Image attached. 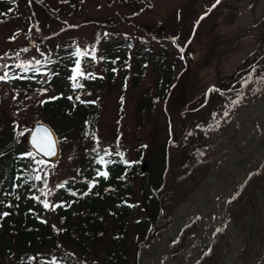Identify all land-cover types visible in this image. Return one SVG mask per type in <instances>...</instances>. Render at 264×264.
<instances>
[{
    "label": "rangeland",
    "instance_id": "1",
    "mask_svg": "<svg viewBox=\"0 0 264 264\" xmlns=\"http://www.w3.org/2000/svg\"><path fill=\"white\" fill-rule=\"evenodd\" d=\"M68 1L21 0L8 14L0 13V76H5L0 80V134L8 137L7 147L13 144L14 134L20 150L29 152L28 136L34 123L54 128L42 110L56 98L58 85H66L67 93L71 83L66 72L56 73L59 80H54L46 71L47 61L54 57L71 55L74 62H81L83 73L90 77L88 99L100 104V117L94 126L58 136L62 153L57 161L33 158L30 169L40 192H25L16 206L39 210L46 224H54V207L61 200L59 185L76 180L80 170L87 168L88 156L97 158L104 150L132 164L138 162L145 171L147 162L144 156L139 157L143 145L150 152L154 141L163 143L170 137L172 144L182 147L181 159L177 157L180 162L183 156L189 165L210 159L214 165L211 174L231 156L242 136H261L259 124L253 125L257 115L245 117L243 113L264 101V80L259 73L264 71V0H150V6L147 0H83L80 13L68 7ZM124 44L132 46L126 62L109 73L107 67H115L117 62L105 63L104 58L116 57L113 49L123 52ZM141 44L156 53L165 49L170 59L181 61L176 71L178 82L161 103L157 124L151 121L154 114L147 126L139 122L137 110L140 100L154 87L157 74L152 62L140 70L134 62V51ZM16 68H33L39 73L31 77V84L13 88L7 78ZM227 80L236 90L234 95L225 93L221 100L212 101L216 92L211 89ZM5 165L0 162V170ZM140 183L137 176L132 202L141 200ZM238 194L229 202L211 249L219 250L218 264H264L263 194L258 198L259 193L254 198ZM255 201L258 203L253 205ZM140 217L141 213L136 219L131 215L130 221ZM167 220V227L157 230L139 258L168 230L173 220ZM200 222L199 218L188 226L181 240L194 233ZM129 239L134 253L140 246L134 229ZM173 247L163 256L164 264H176L172 253L181 250L180 240ZM197 247L194 243L189 253ZM6 249L13 258L2 259V264H15L18 256L14 246ZM78 255L82 258L71 244L69 248L59 245L58 249L41 251L47 262L55 259L57 264H66L71 259V264H86ZM39 256L32 255L33 264H39ZM92 264L103 261L92 258Z\"/></svg>",
    "mask_w": 264,
    "mask_h": 264
},
{
    "label": "trees",
    "instance_id": "2",
    "mask_svg": "<svg viewBox=\"0 0 264 264\" xmlns=\"http://www.w3.org/2000/svg\"><path fill=\"white\" fill-rule=\"evenodd\" d=\"M20 1L0 0V13L8 14L16 9ZM146 4L150 6L151 1L147 0ZM67 6L80 13L83 0H69ZM131 47L124 44V54L121 57L119 55L123 52L115 47L113 50L116 53L113 54L116 57L107 55L104 58L105 63L117 62L115 67H107L109 73L120 63L126 62ZM74 61L75 57L72 58L71 55L54 57L47 61L46 71L51 73L54 80H59L56 73L66 72L68 77H71L68 92H65L66 85H58L56 98L50 103H45L42 110L58 136H64L67 130L81 131L88 126H94L100 117V104L88 99L87 85L90 77L82 75L81 62ZM134 62L139 70L146 63H153L157 74L156 82L140 100L137 116L141 125L147 126L149 116L155 114L151 121L157 124L161 103L166 97H170L178 82L176 71L181 61L170 59L165 49L156 53L148 45L141 44L134 51ZM38 73L33 68H16L9 72L7 81L16 88L28 82L31 84V77L34 79ZM259 73L264 80V71ZM139 80L140 78L137 79ZM230 83L231 81L227 80L219 83L218 88H212L211 91L216 92L212 101L221 100L225 93L234 95L236 90L229 86ZM209 98L207 94L206 99ZM6 138L0 134V162L6 163L0 170V264L3 263L2 259L13 258L6 249L10 244L14 246L18 256L15 264H33L34 253L40 255L39 264H50L41 256V251L58 249L59 245L69 248V244L83 258L78 255V259L86 261V264H92V258L96 262L103 261V264H138L141 249L152 241V236L160 227H167L165 221H169L174 211L186 202L214 169L210 159L189 165L183 156V161L180 162L182 147H178L176 143L172 144L170 137L163 143H153L152 140L150 152H147L143 145L139 157L144 156L143 159L147 162L145 171L138 162L132 164L121 155L104 150L97 158L88 156L87 168L80 170L76 180L59 185L61 200L54 207L56 222L48 225L39 210L28 211L23 205L15 204L23 200L22 195L27 191L40 192L30 169V163L36 155L32 151L20 150V143L15 141L14 134L10 147L6 145ZM183 167L184 169H180ZM137 176L141 178V200L132 202L131 195ZM257 193V198L260 194L264 197V166L248 179L238 197L248 194L254 198ZM33 203L38 205L35 198ZM255 203L258 202L255 201L253 205ZM139 213L141 217L131 222L130 216L136 219ZM132 229L140 238V246L138 249L136 247L134 253L129 239ZM189 236L190 233H187L182 240L180 238L181 250L172 253L173 260L180 257ZM218 251L213 247L198 264H218ZM75 259L72 258L73 263ZM66 264H71V259Z\"/></svg>",
    "mask_w": 264,
    "mask_h": 264
},
{
    "label": "bare ground",
    "instance_id": "3",
    "mask_svg": "<svg viewBox=\"0 0 264 264\" xmlns=\"http://www.w3.org/2000/svg\"><path fill=\"white\" fill-rule=\"evenodd\" d=\"M243 115L245 117L257 115L253 125L256 127L259 124L261 131H264V101L245 110ZM237 145L227 162H223L211 173L198 193L189 199L188 205L176 212L171 227L165 231L162 238L144 249L140 264H164L163 256L168 254L170 247L180 239L182 232L199 218L203 224L199 233L202 235L195 241L198 247L191 255L189 263L210 248L215 231L223 225L224 206L231 192L222 196L215 210L212 201L230 183L236 182L242 174L257 164L264 152V134L262 137L243 138L242 136ZM212 213L216 215L213 220H211Z\"/></svg>",
    "mask_w": 264,
    "mask_h": 264
},
{
    "label": "water",
    "instance_id": "4",
    "mask_svg": "<svg viewBox=\"0 0 264 264\" xmlns=\"http://www.w3.org/2000/svg\"><path fill=\"white\" fill-rule=\"evenodd\" d=\"M29 45L33 46L34 43L31 42ZM263 134H264V131L262 130L260 137H262ZM33 137L36 138V144L35 145L33 144ZM28 144H29L30 148L32 149V151L34 152V154H36L38 157H40L41 159H43L47 162H55L61 156V146H60V142L58 139V135L55 132V130L53 128H51L46 123L36 122L32 125L29 136H28ZM225 162H227V160ZM263 165H264V152H263L262 156L259 158L257 164L255 166H253V168L247 170L244 174H242L241 177L236 182L230 183L222 192H220L213 199V201H212L213 209L215 210L218 202L221 201L223 195L231 192L230 197L227 198L226 204L224 206V215H225L226 211H227V206H228L230 200L240 192V190L242 189L244 184L247 182V180L252 175H254L259 170L262 169ZM210 175L211 174H209L208 177L203 181L201 186L207 181V179L209 178ZM201 186L192 195H190V197L187 199V201L182 206H180L179 208H177L175 210V212L172 215V220H173V218H174V216L178 210H180V209L184 208L186 205H188L189 199L198 193ZM215 217H216L215 213H212L211 220L215 219ZM171 225H170V227H171ZM202 226H203V224L201 221L198 225L197 230L193 234H191L189 236V238L187 239L184 250L182 251L180 258L178 260H176V264H197L199 262V260L203 257V255H200L198 260L191 261L189 263V259L191 257V253H189V251H190L192 245L195 243V241L198 240V238L202 235V234L201 235L199 234ZM169 254H170V249H169Z\"/></svg>",
    "mask_w": 264,
    "mask_h": 264
},
{
    "label": "snow or ice",
    "instance_id": "5",
    "mask_svg": "<svg viewBox=\"0 0 264 264\" xmlns=\"http://www.w3.org/2000/svg\"><path fill=\"white\" fill-rule=\"evenodd\" d=\"M181 52H183V49H181ZM84 55H87V53H84ZM77 67L79 68V63H77ZM82 75H84V73H81ZM6 75V74H5ZM90 75V74H89ZM2 79H5V76H0V80H2ZM71 99V98H70ZM33 144L35 145L36 144V138L35 137H33ZM102 175H107V173H101ZM37 179H39V177H36ZM43 204H44V207L45 208H48L49 207V204H48V202L47 201H44L43 202ZM6 215V214H5ZM50 264H57V262H56V260L55 259H53L52 261H50Z\"/></svg>",
    "mask_w": 264,
    "mask_h": 264
}]
</instances>
